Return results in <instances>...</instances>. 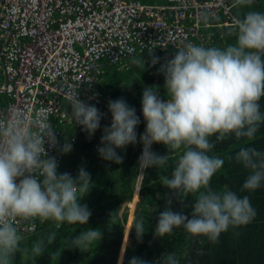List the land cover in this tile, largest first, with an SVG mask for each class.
Segmentation results:
<instances>
[{"label": "clouds", "instance_id": "1", "mask_svg": "<svg viewBox=\"0 0 264 264\" xmlns=\"http://www.w3.org/2000/svg\"><path fill=\"white\" fill-rule=\"evenodd\" d=\"M251 2L235 0L236 4ZM235 27L234 44L223 48L188 44L161 66L167 99H162L151 86H145L142 92L141 112L146 125L139 137L143 148L138 166L141 169L163 166L169 159L168 153L179 150L171 177L163 185L181 201L190 193L205 190L192 203L191 218L173 211L169 199L168 206L158 215L155 237L182 226L193 236L203 235L217 242L230 226L246 225L255 216L247 195L239 196L230 189L212 191L209 187L211 177L224 163L222 158L208 154L214 146L210 137L215 135L217 141L229 135L252 139L264 123L259 103L264 97V12H246L237 19ZM69 100L75 124L93 135L100 127L102 113L77 95ZM108 108L111 124L104 128L102 146L97 151L101 158L119 163L123 157L116 149L137 142L136 126L140 118L135 107L123 98L110 101ZM41 115L37 113L29 122L23 113L16 112L7 123H0V264H10L20 249L18 219L85 225L91 215L87 205L80 203L90 188V174L83 167L76 176L57 173V161L45 149L46 141L52 146L57 141L52 125ZM154 142L165 145L167 154L152 151ZM71 149L70 143L61 146L64 153ZM235 160L250 170L242 189L254 191L261 187L264 152L241 147ZM78 190L83 193L79 198ZM134 229L139 239L145 232L143 221L137 220ZM97 235L95 228H88L72 237L71 247L86 250ZM42 251L39 242L32 246L35 255ZM129 264L145 261L133 257ZM167 264H178V260L169 255Z\"/></svg>", "mask_w": 264, "mask_h": 264}, {"label": "trees", "instance_id": "2", "mask_svg": "<svg viewBox=\"0 0 264 264\" xmlns=\"http://www.w3.org/2000/svg\"><path fill=\"white\" fill-rule=\"evenodd\" d=\"M264 12V0H252L250 4H237L233 13L242 18L248 11ZM236 40L229 41L234 44ZM143 55L128 58L129 66L107 67L101 73L104 86L111 89L112 99L123 98L135 107L140 123L136 126L137 142L116 149L123 157L122 161H101L91 149V141L76 129L66 127L58 138L57 149L76 137L71 151L62 153L57 173L78 174L83 167L89 174L91 185L83 195L78 190L81 204H86L91 211L85 225L69 224L54 220L38 219L33 232L20 234V249L11 258L10 264H129L133 258L145 261V264H167V257L174 256L178 264H264V183L254 191L242 189V184L250 170L235 160V153L241 147H254L264 152V123L255 137L235 138L227 136L221 141L210 137L213 147L210 156L223 159L220 169L211 177L209 187L212 191L223 192L230 189L239 196L247 195L255 216L251 222L241 226H230L222 232L217 242H211L206 236H193L182 226L164 236H154L158 215L172 200L173 211L182 212L191 218L192 203L201 192L190 193L182 201L174 198L172 191L163 185L170 178L176 166L180 151L169 152V159L163 166L141 169L138 158L143 145L140 135L145 130L146 122L141 112V97L145 86L156 88L162 99H167L164 87L162 64L154 65V60L163 61L165 51L146 52ZM138 61V63L134 62ZM264 112V97L260 101ZM107 125L103 126V129ZM151 150L157 155H165L168 149L162 143H153ZM142 220L144 233L138 239L134 225ZM95 228L97 238L86 250L71 247L72 237L80 232ZM129 228H133L129 231ZM39 242L42 253L35 255L32 246Z\"/></svg>", "mask_w": 264, "mask_h": 264}, {"label": "built area", "instance_id": "3", "mask_svg": "<svg viewBox=\"0 0 264 264\" xmlns=\"http://www.w3.org/2000/svg\"><path fill=\"white\" fill-rule=\"evenodd\" d=\"M235 0H0V123L21 112L26 121L37 113L49 122L56 141L66 127L91 141L103 161V126H110L111 89L104 68L146 52L165 51L166 64L188 44L215 46L236 39ZM95 105L102 118L91 136L72 118L69 97ZM76 142L73 137L66 143ZM45 142L48 156L62 153ZM19 178H17L18 182ZM17 220L19 234L33 232L37 220ZM43 221V220H41Z\"/></svg>", "mask_w": 264, "mask_h": 264}, {"label": "crops", "instance_id": "4", "mask_svg": "<svg viewBox=\"0 0 264 264\" xmlns=\"http://www.w3.org/2000/svg\"><path fill=\"white\" fill-rule=\"evenodd\" d=\"M154 1H155V2H153V3L164 2V0H154ZM156 1H157V2H156ZM232 40H236V39L233 38V37H227V39H226V43L224 44V42H223V43L219 44L218 47H221V48L226 47V46H228V45L230 44L229 41H232Z\"/></svg>", "mask_w": 264, "mask_h": 264}, {"label": "rangeland", "instance_id": "5", "mask_svg": "<svg viewBox=\"0 0 264 264\" xmlns=\"http://www.w3.org/2000/svg\"><path fill=\"white\" fill-rule=\"evenodd\" d=\"M140 1H142V2H144V3H153V2H155L154 0H140ZM146 1V2H145ZM128 61V60H127ZM129 62V61H128ZM120 64L123 66V67H125L126 66V60H122L121 62H120Z\"/></svg>", "mask_w": 264, "mask_h": 264}, {"label": "bare ground", "instance_id": "6", "mask_svg": "<svg viewBox=\"0 0 264 264\" xmlns=\"http://www.w3.org/2000/svg\"><path fill=\"white\" fill-rule=\"evenodd\" d=\"M146 2V1H145ZM157 2V1H156ZM160 3H162V2H160Z\"/></svg>", "mask_w": 264, "mask_h": 264}]
</instances>
